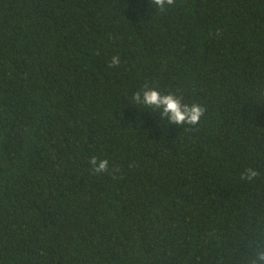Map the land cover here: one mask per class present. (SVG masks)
Instances as JSON below:
<instances>
[{"label":"trees","instance_id":"trees-1","mask_svg":"<svg viewBox=\"0 0 264 264\" xmlns=\"http://www.w3.org/2000/svg\"><path fill=\"white\" fill-rule=\"evenodd\" d=\"M145 90L206 111L173 124ZM261 249L264 0H0V264Z\"/></svg>","mask_w":264,"mask_h":264},{"label":"clouds","instance_id":"clouds-1","mask_svg":"<svg viewBox=\"0 0 264 264\" xmlns=\"http://www.w3.org/2000/svg\"><path fill=\"white\" fill-rule=\"evenodd\" d=\"M150 3L159 5L163 9L166 5H174L175 0H150ZM120 57L118 55L111 58L110 67H119ZM135 100L148 106L163 109V115L168 117L169 121L176 125H196L200 122L204 116L206 109L198 104H192L191 106L182 104L181 100L174 95H161L157 90H145L143 96L138 92L135 95ZM90 163L97 164V158L91 157ZM109 168V162L107 159L99 161L98 167L93 168V172L99 174L101 172H107ZM258 172L254 169H247L244 178L251 181L255 179ZM253 264H264V249L257 252Z\"/></svg>","mask_w":264,"mask_h":264}]
</instances>
